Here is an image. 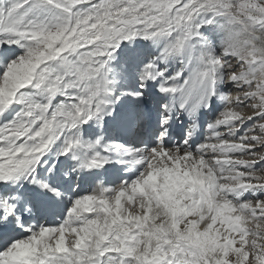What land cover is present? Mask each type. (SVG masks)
I'll return each mask as SVG.
<instances>
[{"label": "snow or ice", "instance_id": "obj_1", "mask_svg": "<svg viewBox=\"0 0 264 264\" xmlns=\"http://www.w3.org/2000/svg\"><path fill=\"white\" fill-rule=\"evenodd\" d=\"M0 264H264V0H0Z\"/></svg>", "mask_w": 264, "mask_h": 264}]
</instances>
